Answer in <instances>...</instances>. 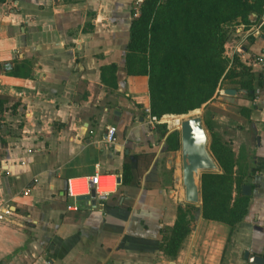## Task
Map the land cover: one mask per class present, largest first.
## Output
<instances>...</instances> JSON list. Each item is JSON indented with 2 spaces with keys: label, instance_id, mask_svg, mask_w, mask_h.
I'll list each match as a JSON object with an SVG mask.
<instances>
[{
  "label": "crops",
  "instance_id": "crops-1",
  "mask_svg": "<svg viewBox=\"0 0 264 264\" xmlns=\"http://www.w3.org/2000/svg\"><path fill=\"white\" fill-rule=\"evenodd\" d=\"M132 3L0 1V65L6 71L32 65L29 79L0 73V96L9 98L0 118V212H12L0 222V264H250L246 252L264 258V89L254 101L238 91L235 104L225 102V89H219L220 102L211 103L251 111L236 131L231 117L216 118L233 143L241 130V148L253 157L246 166L258 167L245 185L251 189L247 215L231 232L199 212L175 259L159 251L153 238L174 223L173 208L185 204L166 202L173 192L162 175L176 161L169 158L174 152L167 150L166 136L148 124L147 77L125 72ZM263 27L264 16L259 26L237 27L225 56L232 61L237 55L264 84ZM110 65L117 68L114 89L101 81V68ZM109 77L105 72L108 83ZM108 127L116 129L112 145L106 143ZM145 154L152 160L137 187L120 183L95 208L67 195V180L95 173L121 179L124 156ZM239 244L242 261L232 263Z\"/></svg>",
  "mask_w": 264,
  "mask_h": 264
},
{
  "label": "trees",
  "instance_id": "trees-1",
  "mask_svg": "<svg viewBox=\"0 0 264 264\" xmlns=\"http://www.w3.org/2000/svg\"><path fill=\"white\" fill-rule=\"evenodd\" d=\"M251 15H255L254 21H250ZM263 16L264 0H144L139 16L132 19L126 46V74L147 77L150 116L160 120L203 107L202 121L209 134V151L219 171L203 173L200 177L199 212L203 220L225 225L230 231L248 213L250 196L242 193V187L258 172V167L246 166V162L253 164L249 160L253 157L244 147L235 150L232 140L225 138L227 132L215 117L230 115L211 103L219 89L244 91L249 101L257 98L258 89H264L260 74L254 73L237 55L232 61L225 56L231 27H235V32L240 26H259ZM116 69L114 65L101 68L102 83L113 89ZM31 70L29 62L14 65L10 71L0 65V73L22 79H29ZM105 72L111 74L109 83L104 78ZM8 101V97L0 96V118ZM239 113L248 119L251 111L239 108ZM155 130L161 138L166 136L169 152L180 149L176 130L167 135L165 124H156ZM151 160L152 154L125 155L121 185L137 187ZM195 211L198 210L192 205L178 206L174 223L159 228L158 236L153 239H157L159 251L165 257H177L191 232Z\"/></svg>",
  "mask_w": 264,
  "mask_h": 264
},
{
  "label": "water",
  "instance_id": "water-1",
  "mask_svg": "<svg viewBox=\"0 0 264 264\" xmlns=\"http://www.w3.org/2000/svg\"><path fill=\"white\" fill-rule=\"evenodd\" d=\"M260 38L264 40V35H261ZM237 93L234 89H225L223 90L222 99L229 104H235ZM179 144L185 202L191 205H201V175L203 173H216L219 171L218 165L209 151V137L203 125L202 117L194 116L180 123ZM118 182L121 183L120 177L118 178ZM242 193L249 196L251 194L250 187L243 186ZM75 201L80 206L83 204L90 205L92 208L96 206V197L93 192L88 196L75 198ZM244 258L250 264H264V258L250 255L248 252L244 254Z\"/></svg>",
  "mask_w": 264,
  "mask_h": 264
},
{
  "label": "rangeland",
  "instance_id": "rangeland-1",
  "mask_svg": "<svg viewBox=\"0 0 264 264\" xmlns=\"http://www.w3.org/2000/svg\"><path fill=\"white\" fill-rule=\"evenodd\" d=\"M234 30H235V27H231V38L233 36V33H234ZM230 41V40H229ZM228 43H226L225 45V51H226V46L228 48ZM226 59L228 60L229 58L226 56ZM224 84H227V81L224 82ZM223 84V86H224ZM223 96V92L221 94ZM243 97H245L244 94H242ZM220 101L218 100V97L215 96L214 99L212 100V103H219ZM239 108L240 107H237V108H230L228 111H224L222 109H220L222 111V113H225L227 115H230V119H229V127L230 129L232 130H235L239 127H241L242 125V118L243 116H239ZM197 111V112H196ZM196 112V113H195ZM195 112H190L186 115H181V116H166V117H162L160 119V124H165L166 125V129H167V132H170V131H174L176 130L178 133H179V127H180V123L185 120V119H188V118H191V117H194V116H200V117H203V114H204V110H203V107L199 110H195ZM221 115H216L215 117V120L216 118H220ZM221 122V121H220ZM241 130H238V135L235 136V142L233 143L234 144V147L237 149V148H240L241 146L244 145L243 142V138L241 137V133H240ZM207 136L209 137V134L207 132ZM245 142V140H244ZM170 159H174L176 161V167H172L170 170H164V173L162 176L166 177V179H168L166 181V184L164 183V186H171V190L173 193H171V198L166 195V202L168 204H172L173 206H176V203L179 202V200L181 201L182 204H185L187 205L188 203L185 202V199H184V187H183V184H182V172H181V156H180V150L172 153L169 157ZM174 161V163H175ZM175 169H178L179 171L177 172L176 175H174V171ZM175 176V177H174ZM166 194V193H165ZM191 205V204H189ZM194 206L198 211H195L193 213V219L191 221V225H193V227L195 228V219L197 218V215L199 214V210H200V204H197V205H192ZM175 207L173 208V212H174ZM176 212V211H175ZM192 227V228H193ZM232 232V231H231ZM228 244H229V250H228V253L230 252L231 254V248H230V244H231V239L228 240ZM243 247L238 246V248H234V252H232V255L229 257V259H231V262L232 263H237V262H241L242 261V257H243V250H242ZM221 264H225L224 262H222Z\"/></svg>",
  "mask_w": 264,
  "mask_h": 264
},
{
  "label": "built area",
  "instance_id": "built-area-1",
  "mask_svg": "<svg viewBox=\"0 0 264 264\" xmlns=\"http://www.w3.org/2000/svg\"><path fill=\"white\" fill-rule=\"evenodd\" d=\"M144 0H133L132 3V18H137L139 16L140 7ZM158 2H164L167 0H157ZM261 59L258 58L257 62H260ZM147 114L148 124L156 125L160 123V120H157L155 117L150 116L149 109L145 110ZM115 133L116 130L114 127L107 128L106 143L112 145L115 142ZM120 183L118 182V177L110 174H98L84 178V179H70L67 180V195L71 198H78L82 196H88L91 192L94 193L96 200H104L111 194H114L117 191ZM25 195L28 192H24ZM12 215V212L9 208H4L0 212V222H7L8 218Z\"/></svg>",
  "mask_w": 264,
  "mask_h": 264
}]
</instances>
